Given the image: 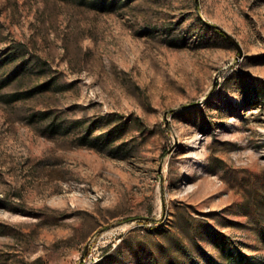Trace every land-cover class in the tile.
Listing matches in <instances>:
<instances>
[{
    "label": "rangeland",
    "instance_id": "obj_1",
    "mask_svg": "<svg viewBox=\"0 0 264 264\" xmlns=\"http://www.w3.org/2000/svg\"><path fill=\"white\" fill-rule=\"evenodd\" d=\"M17 44L0 264H264V0H0Z\"/></svg>",
    "mask_w": 264,
    "mask_h": 264
},
{
    "label": "trees",
    "instance_id": "obj_2",
    "mask_svg": "<svg viewBox=\"0 0 264 264\" xmlns=\"http://www.w3.org/2000/svg\"><path fill=\"white\" fill-rule=\"evenodd\" d=\"M202 23V20L199 19ZM215 33L220 35L223 39L227 40L225 32L222 29H214ZM26 52L23 44H17L12 46L7 52L0 58V70L6 65H13V69L7 74V76H2L0 83L7 84L18 78L22 77L25 73V70L28 66L27 59L23 57V54Z\"/></svg>",
    "mask_w": 264,
    "mask_h": 264
},
{
    "label": "built area",
    "instance_id": "obj_3",
    "mask_svg": "<svg viewBox=\"0 0 264 264\" xmlns=\"http://www.w3.org/2000/svg\"><path fill=\"white\" fill-rule=\"evenodd\" d=\"M111 244L113 245V248L117 246L116 243H108L103 245L98 244L97 246L91 245L89 247L87 254L82 259V264L90 263L91 260L95 259V257L98 256V254L104 253L107 250V248L110 247Z\"/></svg>",
    "mask_w": 264,
    "mask_h": 264
},
{
    "label": "water",
    "instance_id": "obj_4",
    "mask_svg": "<svg viewBox=\"0 0 264 264\" xmlns=\"http://www.w3.org/2000/svg\"><path fill=\"white\" fill-rule=\"evenodd\" d=\"M203 22L210 28L220 29L219 26H217L215 24H212V23H210V22H208L206 20H203ZM224 34H225L226 38L237 48V50H238V52H239V54L241 56L242 55V48H241V45L239 44V42L232 35L228 34L227 32H225ZM88 248H89V244H88V246L86 248V251L88 250Z\"/></svg>",
    "mask_w": 264,
    "mask_h": 264
},
{
    "label": "bare ground",
    "instance_id": "obj_5",
    "mask_svg": "<svg viewBox=\"0 0 264 264\" xmlns=\"http://www.w3.org/2000/svg\"><path fill=\"white\" fill-rule=\"evenodd\" d=\"M93 260H91L90 262H92ZM100 262V259H98V262L97 263H99Z\"/></svg>",
    "mask_w": 264,
    "mask_h": 264
}]
</instances>
